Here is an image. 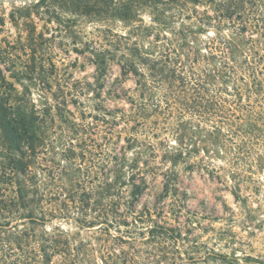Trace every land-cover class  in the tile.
Returning <instances> with one entry per match:
<instances>
[{
	"label": "rangeland",
	"instance_id": "rangeland-1",
	"mask_svg": "<svg viewBox=\"0 0 264 264\" xmlns=\"http://www.w3.org/2000/svg\"><path fill=\"white\" fill-rule=\"evenodd\" d=\"M253 51L264 0H0V103L40 144L45 215L0 210V239L28 234L0 245V264H264V110L242 147L178 117L154 63L179 58L227 89ZM11 150L0 130V161Z\"/></svg>",
	"mask_w": 264,
	"mask_h": 264
},
{
	"label": "trees",
	"instance_id": "trees-1",
	"mask_svg": "<svg viewBox=\"0 0 264 264\" xmlns=\"http://www.w3.org/2000/svg\"><path fill=\"white\" fill-rule=\"evenodd\" d=\"M178 62H180L179 58L170 60L168 56H166V66L154 61L156 66L166 68V89L167 86L169 89L166 90L169 95L166 97L167 105L170 104L169 106L177 111L178 117L182 120L208 123L227 137L241 136L243 147L251 136H246L249 133L244 126H248L251 132L253 129H260L258 122L261 121L264 110V55L261 56L258 51H253L240 63L229 66L227 74L232 79V87L227 89L221 86L208 87L201 74L192 69L185 72L184 68H178ZM147 65L149 71L155 69L149 65V62ZM244 96L243 104L241 100ZM11 110L12 105L9 100L3 99L0 103V130L4 143L8 144L13 154L7 158L1 157L0 161V210L26 211L25 218L29 224L34 225L45 221L43 211L39 212L38 217L35 212L36 184L30 167V159L35 157L40 144L26 122L14 115ZM33 231L35 230H30ZM26 235L28 234L25 230H13L8 240L0 239L1 248L6 246L7 242L21 249L20 238ZM46 236L47 238L43 237L40 240L39 251L48 259L51 258L50 255L47 256L49 249L52 251V257L59 253L60 242L53 235ZM24 264L29 263L24 262Z\"/></svg>",
	"mask_w": 264,
	"mask_h": 264
},
{
	"label": "water",
	"instance_id": "water-1",
	"mask_svg": "<svg viewBox=\"0 0 264 264\" xmlns=\"http://www.w3.org/2000/svg\"><path fill=\"white\" fill-rule=\"evenodd\" d=\"M18 1H25V0H18Z\"/></svg>",
	"mask_w": 264,
	"mask_h": 264
}]
</instances>
